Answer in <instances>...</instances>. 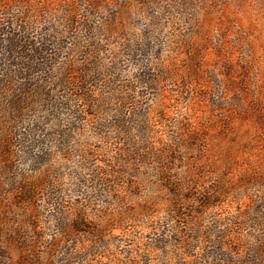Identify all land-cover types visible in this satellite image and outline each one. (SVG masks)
I'll return each instance as SVG.
<instances>
[{"label": "rangeland", "instance_id": "rangeland-1", "mask_svg": "<svg viewBox=\"0 0 264 264\" xmlns=\"http://www.w3.org/2000/svg\"><path fill=\"white\" fill-rule=\"evenodd\" d=\"M0 264H264V0H0Z\"/></svg>", "mask_w": 264, "mask_h": 264}]
</instances>
